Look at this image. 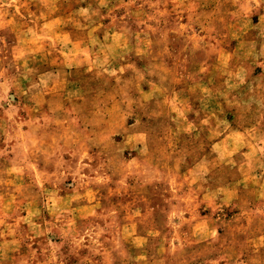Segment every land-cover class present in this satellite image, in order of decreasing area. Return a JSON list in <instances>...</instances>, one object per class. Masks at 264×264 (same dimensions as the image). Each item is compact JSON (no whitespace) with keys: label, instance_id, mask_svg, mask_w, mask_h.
I'll return each instance as SVG.
<instances>
[{"label":"rangeland","instance_id":"1","mask_svg":"<svg viewBox=\"0 0 264 264\" xmlns=\"http://www.w3.org/2000/svg\"><path fill=\"white\" fill-rule=\"evenodd\" d=\"M0 264H264V0H0Z\"/></svg>","mask_w":264,"mask_h":264}]
</instances>
